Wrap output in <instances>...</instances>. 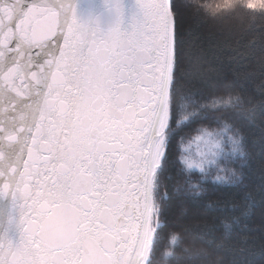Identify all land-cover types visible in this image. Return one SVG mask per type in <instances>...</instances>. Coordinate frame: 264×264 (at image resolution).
I'll list each match as a JSON object with an SVG mask.
<instances>
[{
    "label": "snow or ice",
    "instance_id": "snow-or-ice-1",
    "mask_svg": "<svg viewBox=\"0 0 264 264\" xmlns=\"http://www.w3.org/2000/svg\"><path fill=\"white\" fill-rule=\"evenodd\" d=\"M135 2L125 32L119 0H102L115 18L104 32L82 23L70 0H0V264H154L171 142L184 145L185 122L196 115L190 89L203 71L181 39L185 16L242 29L257 12L264 17V0ZM251 43L264 76V34ZM217 103L241 109L251 100L229 91ZM222 119L199 130L195 154L180 149L183 183L197 195L202 181L193 174L244 155ZM220 171L214 184L238 179ZM184 253L209 256L203 248Z\"/></svg>",
    "mask_w": 264,
    "mask_h": 264
},
{
    "label": "trees",
    "instance_id": "trees-1",
    "mask_svg": "<svg viewBox=\"0 0 264 264\" xmlns=\"http://www.w3.org/2000/svg\"><path fill=\"white\" fill-rule=\"evenodd\" d=\"M204 2L214 5L222 0ZM230 3L242 5L243 0ZM262 34L264 17L259 12L250 16L242 29L233 27L231 21L215 27L210 21L185 16L181 39L186 49L191 44L198 53L203 71L190 89L188 111L196 115L185 122L181 133L184 145H180L179 137L171 142L173 163L161 187V195L166 190L168 199L159 219L154 264H177L180 259H193L196 264H264V76L258 68L259 45L253 48L251 43ZM229 91L250 99L251 104L241 109H225L221 103L213 106V100H227ZM223 117L238 132L244 155L230 154L218 160L206 176L198 171L193 174L194 181H202V191L197 195L183 183L180 149L195 154L199 130L217 129ZM220 169L234 171L238 179L214 184L217 174L226 175ZM172 234L177 236L175 243L170 239ZM201 248L209 252L208 257L184 253L185 249Z\"/></svg>",
    "mask_w": 264,
    "mask_h": 264
},
{
    "label": "water",
    "instance_id": "water-1",
    "mask_svg": "<svg viewBox=\"0 0 264 264\" xmlns=\"http://www.w3.org/2000/svg\"><path fill=\"white\" fill-rule=\"evenodd\" d=\"M70 2L75 7L77 18L82 23L97 22L101 30L106 32L115 22L114 16L105 10L102 0H70ZM119 3L122 11L120 28L121 31L126 32L130 30L131 23L138 14V8L135 0H119ZM5 229L6 225L2 220V211H0V231Z\"/></svg>",
    "mask_w": 264,
    "mask_h": 264
}]
</instances>
